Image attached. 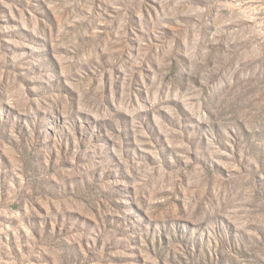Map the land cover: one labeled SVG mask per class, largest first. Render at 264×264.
<instances>
[{
	"label": "rangeland",
	"instance_id": "obj_1",
	"mask_svg": "<svg viewBox=\"0 0 264 264\" xmlns=\"http://www.w3.org/2000/svg\"><path fill=\"white\" fill-rule=\"evenodd\" d=\"M51 4L0 0L22 75L0 86V264H264V202L245 205L264 137L210 118L224 97L264 109V0H102L133 40L92 77L24 14Z\"/></svg>",
	"mask_w": 264,
	"mask_h": 264
},
{
	"label": "trees",
	"instance_id": "obj_2",
	"mask_svg": "<svg viewBox=\"0 0 264 264\" xmlns=\"http://www.w3.org/2000/svg\"><path fill=\"white\" fill-rule=\"evenodd\" d=\"M51 1V6H43L42 12H37L35 8H29L28 11L24 10L26 18L29 19L31 14L36 16L37 31L41 36L45 35L49 38L47 44L49 50L54 52V46H58L61 47L60 50H57L58 52L71 55L74 59H80L82 56L88 57L91 61L90 66L92 67L89 66L84 69L91 77L95 70H98L105 76L107 70L112 69L122 57H128L130 52L129 47L132 45L133 40V35L130 33L132 26L131 22L128 21L125 27L126 34L122 36L124 27L121 26L122 17L120 12L112 9H108V12H102V0H78L77 3L75 1L74 3L72 2L74 4L72 7H66L71 0ZM14 7H18L17 2ZM2 9L3 7L0 5V13H2ZM100 11L102 18L99 17ZM30 19L33 22V19ZM5 37L0 31V86L4 82L11 80L13 72H16L14 74V81L22 80V75L18 74V70L16 69L18 63L13 61V53L9 51ZM109 51H111V54H109ZM151 51L152 48L150 49ZM49 57L53 64H56V60L52 55ZM94 58L99 62L97 63ZM155 59L160 63H153L152 58H148L147 63L152 61V64L156 68L158 67V71L160 70V72L164 68L170 69L168 74L166 72L162 73L164 82L169 81L170 78V83L173 86L181 87L179 81L182 79L187 81L189 79V76L180 68L183 62L186 61L185 58H183L182 63L172 57L169 59H165L164 57ZM110 62L114 64L111 65ZM184 76L186 79L182 78ZM204 77L206 80H209V75ZM23 83L28 89V84L26 82ZM105 95H108V89H106ZM262 105L263 102L260 98H252L249 94L243 97H229L228 99L224 97L214 105L210 118L216 119L223 124L232 125L230 127L234 131H239L240 129L244 135L251 134L256 139H259L260 137H264V109ZM178 113L181 114L179 110ZM224 117L230 119L226 120ZM262 192L264 194V191ZM258 198L259 195L257 196V193L254 191L251 197L252 201H245L248 210L254 209L261 201L264 202V197L262 200ZM203 203L204 201L201 200L200 204L203 205Z\"/></svg>",
	"mask_w": 264,
	"mask_h": 264
}]
</instances>
